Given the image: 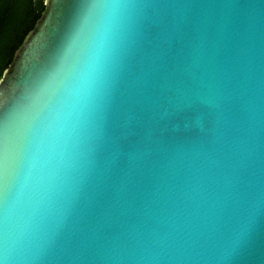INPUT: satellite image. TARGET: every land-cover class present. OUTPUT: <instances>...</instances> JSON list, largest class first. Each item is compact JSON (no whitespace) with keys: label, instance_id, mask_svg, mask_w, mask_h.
<instances>
[{"label":"water","instance_id":"1","mask_svg":"<svg viewBox=\"0 0 264 264\" xmlns=\"http://www.w3.org/2000/svg\"><path fill=\"white\" fill-rule=\"evenodd\" d=\"M131 2L129 17L157 26L162 46L184 37L185 51L156 72L159 49L143 59L121 88L100 159L88 164L83 147L70 156L32 219L10 193L0 264H264V0ZM53 7L44 0L2 74L15 95L44 99L56 87L43 88L53 69L29 56ZM73 27L68 16L58 42L69 62L89 39ZM192 106L194 119L171 120ZM170 125L185 132L166 151L144 136ZM129 135L136 141L117 159Z\"/></svg>","mask_w":264,"mask_h":264},{"label":"snow or ice","instance_id":"2","mask_svg":"<svg viewBox=\"0 0 264 264\" xmlns=\"http://www.w3.org/2000/svg\"><path fill=\"white\" fill-rule=\"evenodd\" d=\"M52 4L49 20L30 45L29 56L34 67L53 69L43 88L53 82L56 87L44 99L37 91L20 96L0 78V206L7 203L10 193H17L27 206V219L34 217L52 186L65 175L70 156L77 159L83 147L88 164L100 159L121 88L140 70L143 59L159 49L152 70H166L186 48L184 37L171 38L162 46L157 26L127 15L128 9L139 6L131 0H52ZM68 16L77 38L85 27L89 29L88 41L71 62L58 46ZM144 80L149 82L148 74ZM197 111L196 106L176 110L171 120H192ZM184 132L171 125L159 131L146 126L144 136H158L161 150L166 151ZM135 141L134 135L122 138L116 158Z\"/></svg>","mask_w":264,"mask_h":264},{"label":"trees","instance_id":"3","mask_svg":"<svg viewBox=\"0 0 264 264\" xmlns=\"http://www.w3.org/2000/svg\"><path fill=\"white\" fill-rule=\"evenodd\" d=\"M44 10V0H0V78Z\"/></svg>","mask_w":264,"mask_h":264}]
</instances>
